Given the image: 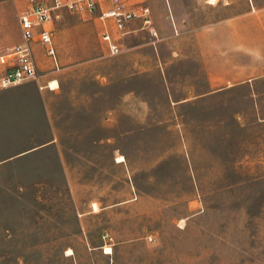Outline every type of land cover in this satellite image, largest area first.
Wrapping results in <instances>:
<instances>
[{"label":"rangeland","instance_id":"1","mask_svg":"<svg viewBox=\"0 0 264 264\" xmlns=\"http://www.w3.org/2000/svg\"><path fill=\"white\" fill-rule=\"evenodd\" d=\"M127 1L152 25L121 54L99 12L60 11L63 94L0 91V264H264V0ZM20 2L0 0V56Z\"/></svg>","mask_w":264,"mask_h":264},{"label":"built area","instance_id":"2","mask_svg":"<svg viewBox=\"0 0 264 264\" xmlns=\"http://www.w3.org/2000/svg\"><path fill=\"white\" fill-rule=\"evenodd\" d=\"M28 8L18 15L21 42L0 56V91L23 83L36 81L41 76L35 49L42 47L51 61V72L60 70L54 42V21L60 11L85 16L100 13L103 24L101 39L113 56L123 52L124 40L135 20L151 27V10L143 3L130 4L127 0H28ZM112 19L114 34L107 23ZM151 32L156 35L153 29Z\"/></svg>","mask_w":264,"mask_h":264},{"label":"crops","instance_id":"3","mask_svg":"<svg viewBox=\"0 0 264 264\" xmlns=\"http://www.w3.org/2000/svg\"><path fill=\"white\" fill-rule=\"evenodd\" d=\"M21 2V6L19 7V14L26 10L28 8V5H29V1L28 0H20ZM55 22V21H54ZM53 30L54 29V26H53ZM20 37H21V33H20ZM20 42H21V38H20ZM19 42V43H20ZM55 42V40H54ZM56 46V44H55ZM35 52H36V49H35ZM79 66V65H78ZM73 68V67H72ZM70 68V69H72ZM60 71V70H59ZM58 72V71H57ZM57 72H49L48 74L46 75H43L41 74V76L39 77L38 80H36L37 82H39L42 78H45V76H49L51 75L49 81H48V84L47 85H41L39 84L40 86V90L43 91L45 88H49L51 91L52 94H54L55 96H59L60 94H63V90H62V82H61V79L58 78V77H55L56 73ZM33 82V81H31ZM56 82V83H55ZM54 83V84H53ZM56 84V85H55ZM57 86V87H56ZM11 88V87H10ZM199 97V96H198ZM197 97V98H198ZM74 98V97H73ZM71 98V95L69 96V99H73ZM189 99V98H187ZM72 111H74L75 113L77 112H80V114H87L88 113V110H84V109H72ZM46 114H47V117L49 118V123L51 124L52 128H53V132L56 133L58 130H57V118L58 117H61V114L60 112H58L52 105H50V107L47 108V111H46ZM57 141V135L54 134V139H51L49 142L47 143H44V144H40L38 145V148L36 149H39V148H44V147H47V146H50L51 144H54L55 142ZM29 153V152H28ZM24 154H27V153H24ZM23 154V155H24ZM119 163V162H118Z\"/></svg>","mask_w":264,"mask_h":264},{"label":"bare ground","instance_id":"4","mask_svg":"<svg viewBox=\"0 0 264 264\" xmlns=\"http://www.w3.org/2000/svg\"><path fill=\"white\" fill-rule=\"evenodd\" d=\"M212 1H214V0H212ZM56 83V82H55ZM54 84V83H53ZM57 87V86H56ZM126 160H125V158L124 157H120L119 158V160L117 161V162H119V163H123V162H125ZM95 210L97 211L98 210V208H97V206H95ZM69 253L70 254H72V252L71 251H69ZM112 253V250L110 249V248H107L106 249V254H111Z\"/></svg>","mask_w":264,"mask_h":264}]
</instances>
